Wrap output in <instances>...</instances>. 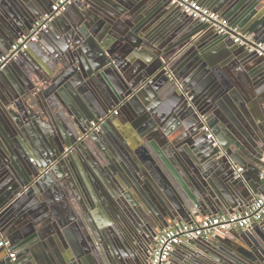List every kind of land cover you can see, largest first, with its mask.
Returning a JSON list of instances; mask_svg holds the SVG:
<instances>
[{"label":"water","instance_id":"obj_1","mask_svg":"<svg viewBox=\"0 0 264 264\" xmlns=\"http://www.w3.org/2000/svg\"><path fill=\"white\" fill-rule=\"evenodd\" d=\"M201 1L264 43V0ZM53 2L0 0V55ZM51 26L0 70V264H148L155 229L253 201L262 57L169 0H78ZM91 144L104 158L84 167ZM178 247L182 264H264V222Z\"/></svg>","mask_w":264,"mask_h":264},{"label":"built area","instance_id":"obj_2","mask_svg":"<svg viewBox=\"0 0 264 264\" xmlns=\"http://www.w3.org/2000/svg\"><path fill=\"white\" fill-rule=\"evenodd\" d=\"M78 0H54L50 10L36 19L31 28L15 39L5 54L0 55V70L13 58L26 51L30 43L35 42L40 34L51 27L52 21L67 11L68 7ZM169 4L176 6L187 16L208 22L220 34H229L233 42L243 45L249 52L256 53L264 59V43L256 41L249 34H242L238 27H232L222 16L212 9L201 5L197 0H169ZM168 77L173 75L168 73ZM191 97H189L190 99ZM103 119L91 122V127L99 129ZM208 130V129H207ZM210 138L211 134L208 133ZM237 171H241L238 168ZM264 182V176H263ZM264 219V195L257 196L252 203L239 212L219 213L203 217L199 221L191 223L179 222L172 226L163 228L155 235L149 252L148 264H168L172 252L180 245L193 239L212 238L231 230H246L254 223ZM9 246L7 239H0V247ZM9 256L14 259V253Z\"/></svg>","mask_w":264,"mask_h":264},{"label":"flooded vegetation","instance_id":"obj_3","mask_svg":"<svg viewBox=\"0 0 264 264\" xmlns=\"http://www.w3.org/2000/svg\"><path fill=\"white\" fill-rule=\"evenodd\" d=\"M117 109V108H116ZM116 109L110 111V114L114 115L116 114ZM93 122V121H91ZM91 122H90V130H93L94 128L91 127ZM101 128V125L99 127V129ZM99 129H95V130H99ZM78 139L82 140V136H79ZM103 149H101L99 146L95 145V144H91L88 148H86L85 150H82L81 152H78V157H79V163L80 165H83L84 167H89L90 164H93L94 163V160L96 157L100 158V159H103L104 156L102 154V151ZM69 153V149L66 150V154ZM63 156H66L63 154ZM72 159H73V156L71 155ZM60 166V172H59V176H57L58 180L60 181H70V180H73L75 174H76V163H73L71 161H68L67 163L64 161L62 162L61 164H59ZM63 183H66V182H63ZM101 215L100 214H97L95 215V219H97V221L99 222V219H101ZM103 219V218H102ZM105 221V219H104ZM160 230V229H159ZM157 229L154 230V233L157 234ZM151 244H150V248L152 246V243H153V239H154V236L151 235Z\"/></svg>","mask_w":264,"mask_h":264},{"label":"crops","instance_id":"obj_4","mask_svg":"<svg viewBox=\"0 0 264 264\" xmlns=\"http://www.w3.org/2000/svg\"><path fill=\"white\" fill-rule=\"evenodd\" d=\"M199 3H201V5H203V6H205V7H207L206 6V3H205V1H201V0H197ZM210 7V6H209ZM71 17V16H70ZM56 30H55V28H54V26H51L50 27V31H49V33L50 34H53V32H55ZM234 43V42H233ZM236 44V43H235ZM35 45V44H34ZM33 45V47H39V50H42V48L43 49H52V44H51V42H50V40H49V36H44V37H42L41 36V39L36 43V45L34 46ZM225 46V45H224ZM211 47H213V46H211ZM225 47H227V46H225ZM27 53L28 54H30V55H33L34 56V51L31 49V47H29L28 49H27ZM35 57V56H34ZM262 182H263V178H262ZM257 195L255 196V197H257V196H261V195H264V182L262 183V185L261 186H258L257 187ZM254 197V198H255ZM252 203V201H250L249 202V204H247V205H245V206H243L241 209L242 210H244L245 208H247L250 204ZM240 210L239 209H234V211L233 212H239ZM232 212V213H233ZM219 213H223V212H218V214ZM206 216H209V215H206ZM206 216H199V217H197V219L195 220V221H199V220H201L203 217H206ZM261 222H264V219L261 221ZM261 222H258V223H261ZM241 231H243V230H231L230 232H227V233H224V234H219L218 235V237H222V236H225V237H232V235L233 234H235V233H238V232H241ZM207 239H209V238H207ZM182 247V246H181ZM181 247H178V248H176L173 252H172V254H171V256H170V258H169V262H168V264H182V257H181V251H180V249H181ZM12 252H14V251H12ZM11 252V253H12Z\"/></svg>","mask_w":264,"mask_h":264}]
</instances>
